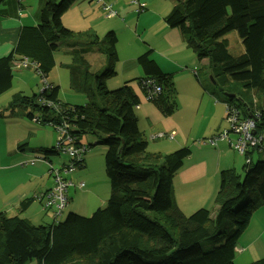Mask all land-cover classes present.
Wrapping results in <instances>:
<instances>
[{"label": "trees", "instance_id": "1", "mask_svg": "<svg viewBox=\"0 0 264 264\" xmlns=\"http://www.w3.org/2000/svg\"><path fill=\"white\" fill-rule=\"evenodd\" d=\"M167 1L172 5L164 23L180 32L199 62L208 63L203 74L211 78L215 89L198 76L203 93L223 104L226 115L233 109L238 120L250 115L256 118L254 132L261 137L258 150L264 151V0ZM77 2L80 0H46L38 11L37 25L21 28L13 50L0 58V96L12 87L17 59L28 61L44 81L55 67V53L63 49L74 62L68 66L70 88L85 96V104L62 103L59 87L44 82L38 95L14 94L7 108L0 110V120L25 118L52 127L58 136L65 125L73 144L84 147L85 152L81 137H95V145L106 148L104 170L110 194L105 207L90 216L69 213L63 221L47 226L22 217L32 199L19 203L18 214H0V264L32 260L38 264H234L240 236L253 214L264 209L263 158L252 160L251 154L258 150L247 151L242 179L234 170L220 173L215 209H200L181 221L173 179L190 149L181 147L169 154L147 151L137 126L140 97L133 91L136 83L168 118L177 108L173 78L158 69L150 59L152 51L147 50L123 70L127 73L138 67L143 76L126 75L120 87L109 90L106 82L116 76L117 35L108 31L100 39L96 32L88 31L75 37L61 18ZM144 10L145 5H137L136 14ZM233 31L241 44L236 55L228 51L225 38ZM94 48L104 57V65L98 69L87 60ZM162 136L170 142L174 138L173 134ZM25 148L21 144L17 150ZM51 148L30 150L40 155L35 158L49 161L59 154ZM83 155L75 166L81 167ZM248 264H264V257Z\"/></svg>", "mask_w": 264, "mask_h": 264}, {"label": "crops", "instance_id": "2", "mask_svg": "<svg viewBox=\"0 0 264 264\" xmlns=\"http://www.w3.org/2000/svg\"><path fill=\"white\" fill-rule=\"evenodd\" d=\"M45 1L46 0H0V58L7 56L13 50L22 27L37 25L38 11ZM113 1L116 2V4H119L120 2V0ZM142 1L143 5H145V10L140 14H136L135 30L136 32L139 31V29L141 31H146L152 27L151 29H154L155 33L154 35H151V38L149 39L144 37L142 40L136 39L134 42L132 41L131 53L128 58L122 62H130L145 51L151 50L150 59L153 60L163 74L171 75L175 84L186 81L182 86V89H189L183 92V100L185 102H187L188 99L192 101L195 91L194 85L192 84L193 79L191 74L197 83V77H201L196 71L198 67L197 62L199 61L187 48L180 32L176 29H169L163 21V18L171 10V5L167 7H159V11H155L154 8L157 6L159 0ZM132 4L137 8V4ZM149 9L151 10L148 11ZM147 21L151 22L150 27L145 25V22ZM127 31L131 34L130 27L127 28ZM137 38H140V36ZM20 63L23 62L20 61V59H17L14 62L15 68H23L19 66ZM123 70L122 66L121 72L132 78H140L143 76L141 69L138 67L127 73H124ZM35 74L41 79L37 72ZM123 79V81H125L126 76ZM18 80L23 83L24 86L28 84V90L31 92H33L32 88L35 87L36 81H38L36 77L30 78L28 81L25 79L23 80L21 75H18ZM43 82L55 85L53 81L47 79ZM133 91L135 92L134 88ZM187 91L190 92L188 93ZM19 92L22 93V91H18L17 93ZM204 96L205 97L200 100L202 116L196 122L197 129L195 130L191 124L192 128L187 140L183 142L178 140L174 142L172 141L169 145L164 146L165 150H160V153L165 154L167 153L166 151L171 152L175 149L177 150L178 147L181 148V145L190 149L189 157L186 158L183 167L173 179V193L177 207L176 210L181 221H185L200 209H215L216 204L214 202V192L216 194V190L219 188L218 179L222 171L234 170L239 176L242 177L243 175H241L244 167L243 159L235 154L236 152L232 150L230 145V141L233 139L231 137V132L229 131V125L225 122V107L220 102H217L212 96L207 94H204ZM25 120L29 121L27 119ZM25 120H0V129L7 132L9 129H12L10 124H16V121L17 123L25 122ZM147 120L150 122L149 119ZM27 126L30 129L32 128V125L29 123L23 128L27 130ZM8 134L10 135L9 140L4 141L0 139V161H6L7 159L9 161L7 164L0 165V173L13 171L21 173L22 182L19 185L0 187V214H5L7 216L18 214L19 203L25 199H32L28 209L22 213V217L36 225L38 222L36 223L34 221H36L37 218L41 219L43 216L40 211L42 209V203L38 201V198L52 187L51 179L47 175L48 172L46 173V179L44 174V170H48L47 162L51 163L50 160L52 159V156L48 158L49 161L44 160L31 163L30 161L34 158L32 157L34 152L31 150H47L53 146L47 148V144L43 139L35 141L32 144H27L25 142L26 140L23 138L24 135L21 136V133L15 131L13 133V129L9 131ZM223 134L226 135L225 138L222 137ZM214 137H216V141L213 146L199 143ZM21 144H26V148L23 151H18L17 147ZM49 145H52V143ZM235 155L240 159L239 162L236 161ZM27 163L34 165H31V171H29L28 168L19 167V165H25ZM2 176L4 175L0 174V179ZM38 182L43 183L42 188L38 187ZM68 206L69 205H67L65 209H67ZM46 211L50 210H45L43 212ZM252 223L255 224L253 236L258 233L264 235V209L262 212L257 211V213L255 212L253 214L246 230H248ZM258 259L261 258L256 254V258L250 262Z\"/></svg>", "mask_w": 264, "mask_h": 264}, {"label": "rangeland", "instance_id": "3", "mask_svg": "<svg viewBox=\"0 0 264 264\" xmlns=\"http://www.w3.org/2000/svg\"><path fill=\"white\" fill-rule=\"evenodd\" d=\"M132 1L134 0H120L119 4H116V2H114L113 0H103V3L106 6L110 7L112 5L110 9L114 13H117L116 17L110 18L106 15L108 11H104L95 0H90L89 2L87 0H80V2L73 4L62 15L61 18L62 24L66 28L71 30L74 33L75 37H78L79 33L88 31L96 32L100 39H102L108 31H114L116 33L118 37V42L116 45L118 62L116 63V76L106 82V87H108L109 90H114L120 87L125 82L123 81V78L127 74H123L121 72V67L123 66L124 69L128 61H122L126 60V58H128V56L130 55V50H132V41L134 42V40L136 39L142 40L144 37L149 39L151 38V35H154L155 33V30L151 29V22L149 21L145 22V25L150 27L148 30L141 31L139 29V31L136 32L135 21L137 18L136 13L138 12L136 11L135 6L132 4ZM169 5H172L171 1L159 0L154 10L159 11V7H167ZM150 10L151 9H149L148 11ZM128 27H130L131 34L127 31ZM139 36L140 38H137ZM225 38L227 40V49L230 54L236 55L241 52V44L237 37L236 31L230 32L226 35ZM60 41L62 42V40ZM93 51L94 53H92V55L87 56V60L89 61L90 65L96 67V69L101 68L100 66L104 65V57L101 54H96L95 48L93 49ZM55 62L56 67L53 68L52 71L48 74L47 80L53 81V83L59 87V100L62 103L70 104L73 106H83L85 104V96L83 94L77 95L78 93H74L70 88V70L68 66H71L74 62L65 54V51L63 49L55 53ZM197 64L198 67L196 71L197 74L201 76L202 81L208 88L215 89L210 81V78L208 80V78L204 77L203 74V69L207 68L208 63L203 60L201 62H197ZM201 68L202 70H200ZM35 73L36 72L30 65H27L25 68H14L13 86L10 90L0 96V110L7 108V104L11 101L12 96L18 91H22V93L24 92L23 95L29 97L38 95L40 93V91L44 88V82L42 78L40 79L39 76ZM18 75H21L23 77V80L25 79L27 81L32 77H36L38 81H36L35 87L32 88L33 92L28 90L29 87L27 86V83V85L24 86L23 83L18 80ZM191 77L193 79L192 84L194 85L195 91L193 100L191 101L190 99H188L187 102L183 100V92L189 89H182V86L186 83V81H182L180 83L178 82L177 84H175L174 82V86L176 89L177 108L175 113L168 118L164 117L159 112V110L153 104V102H151V100H148L144 97L141 88L137 86L135 82H133L135 83L133 84V88L135 89L137 95L140 97L139 105L136 109L137 126L142 134V138L147 142V151L151 153H160V150H165V145H169V143H172L166 137H160L161 134H166L168 137L170 134H173V142L176 140L183 142L187 140L190 135V130L192 128L191 124L193 125L195 130L197 129L196 122L202 116L200 100L205 96L203 94L202 88L196 83L195 78L192 76V74ZM187 92L189 93L190 91ZM147 119H149L150 122ZM27 123L31 124L32 128L30 129L27 126L28 129L25 130V128L23 127L27 125ZM10 125V127L13 129V133L15 131L21 133V136L24 135L23 138L26 140L25 142L27 144H32L35 141L43 139L47 144L46 147L49 148L50 146H55L56 141L59 137L58 133L53 130L52 127L38 126L39 124H35L30 120H25V122L21 123H17L16 121V124ZM12 129H9L7 132L3 129H0V139L4 141L9 140L10 135L8 134V132ZM231 137L233 139L234 135L231 134ZM95 140V137L90 135L81 137L80 142L82 145L87 147V151L84 152L81 167L76 166L74 171L69 175L74 185L80 182H84L85 188L80 190L77 189L76 186L75 188L69 187L67 192L69 206L59 216H57L56 219H53L52 210L43 212L45 211V208L41 206L43 210L41 209L40 211L42 212L43 216L41 219L37 218V220L34 221L36 223L38 222L36 225L47 226L59 221L61 222L69 213L87 217L90 216L98 208L105 207L110 194L109 181L104 170V153L106 148L101 145H95ZM51 143L52 145H49ZM181 147H183V145H181ZM166 152L167 153L165 154H169L171 152H174V150L171 152ZM235 154L243 159V165H245L244 157L237 153ZM236 155L235 159L237 162H239L240 159ZM39 156L40 155L36 154L32 155V157H34L33 159ZM259 158H263L264 160V151L261 148L251 154L252 160ZM71 160H73V157L71 155L66 152H60L58 155H53L50 161L52 164L62 166L69 164ZM7 163H9L8 159L6 161H0V165ZM31 165L34 166L33 164L27 163L25 165H19V167L28 168V170L31 171ZM47 172L48 170H44L45 179L48 175L51 179L53 187L52 176ZM0 174L4 175L0 179V187L19 185L22 182L21 173L13 171L1 172ZM242 174L243 173H241V175ZM218 180L220 182V179ZM38 187L42 188L43 183L38 182ZM216 191L218 192L219 190ZM215 195L216 194L214 192V202ZM254 227L255 224L252 223L251 226H249L248 230H246L245 233L239 238L236 246L237 249L235 251L236 255L233 261L234 264H246L255 259L256 254L257 256H260V258L264 257V235L262 233H258L253 236ZM26 264L38 263L35 260H32L27 262Z\"/></svg>", "mask_w": 264, "mask_h": 264}, {"label": "built area", "instance_id": "4", "mask_svg": "<svg viewBox=\"0 0 264 264\" xmlns=\"http://www.w3.org/2000/svg\"><path fill=\"white\" fill-rule=\"evenodd\" d=\"M104 11H108L106 15L108 17H114L116 13H114L109 6H106L103 3V0H96ZM135 4L139 5V7H144L143 2L140 0H134ZM143 10V9H142ZM141 10V11H142ZM139 11V9L137 10ZM20 63V67H26L28 62L26 60ZM158 92V89L150 93V96L154 95ZM229 114V115H228ZM226 115V122L229 125V131L234 135L233 140H231L230 145L232 150L242 157L245 156L247 151L251 148H256L257 145L261 143V137L254 136L252 133L254 132L255 123L252 119L238 120L236 118V113L234 110L229 111ZM223 138L226 137L225 134L222 135ZM216 137L208 140H204L201 142L203 145L213 146L215 144ZM54 151L58 154L60 152H66L73 157V160L67 165L57 166L56 164H51L47 162L48 173L52 176L53 179V187L48 191L43 193L39 198L42 204V207L45 210H52L54 215H59L68 205L67 192L69 187L76 186L77 189H83L84 183L73 184V181L69 177V175L75 169V162L79 161L85 152V148L81 146H76L73 144L72 137L70 138L66 133V127H60L59 129V137L54 146ZM44 161L39 158L32 159L30 162H39ZM248 163V161L246 162Z\"/></svg>", "mask_w": 264, "mask_h": 264}, {"label": "clouds", "instance_id": "5", "mask_svg": "<svg viewBox=\"0 0 264 264\" xmlns=\"http://www.w3.org/2000/svg\"><path fill=\"white\" fill-rule=\"evenodd\" d=\"M225 115H226V114H225ZM250 116H251V115H250ZM252 117H253V116H252ZM248 119H251V118L249 117ZM254 123H255V122H254ZM253 133H254V134H253ZM253 133H252V134H253L254 136H256L255 132H253ZM259 145H260V144H259ZM259 145H257V147H256V148H253V149H255V150L257 149V150H258V146H259ZM251 149H252V148H251ZM251 149H250V150H251ZM245 163H246V162H245Z\"/></svg>", "mask_w": 264, "mask_h": 264}, {"label": "water", "instance_id": "6", "mask_svg": "<svg viewBox=\"0 0 264 264\" xmlns=\"http://www.w3.org/2000/svg\"><path fill=\"white\" fill-rule=\"evenodd\" d=\"M210 81L212 82V80H211V78H210ZM213 83V82H212ZM250 118L254 121V122H256L257 121V119L256 118H254V117H252V116H250ZM254 134V133H253Z\"/></svg>", "mask_w": 264, "mask_h": 264}]
</instances>
